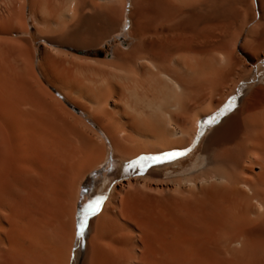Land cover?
<instances>
[{
	"label": "bare ground",
	"instance_id": "1",
	"mask_svg": "<svg viewBox=\"0 0 264 264\" xmlns=\"http://www.w3.org/2000/svg\"><path fill=\"white\" fill-rule=\"evenodd\" d=\"M27 14L43 75L112 99L98 122L124 164L192 147L234 97L196 167L111 183L73 264H264V0H0V264H69L79 183L104 155L34 86ZM126 20L133 40L107 60L52 47H94Z\"/></svg>",
	"mask_w": 264,
	"mask_h": 264
},
{
	"label": "rangeland",
	"instance_id": "2",
	"mask_svg": "<svg viewBox=\"0 0 264 264\" xmlns=\"http://www.w3.org/2000/svg\"><path fill=\"white\" fill-rule=\"evenodd\" d=\"M27 26L29 28L28 35L33 39L34 50H36V54L34 55L36 65L38 59L37 49L43 42V39L37 37V30L31 24L30 16L27 14ZM128 20L125 21L120 27V30L112 34L111 37L103 40L100 44L94 47H81L77 50L75 48L69 47L67 45H51L52 47L57 48V50H61L63 52H67L68 54H73V56H77L83 60H89L88 58L94 59H104L107 60L112 57L113 48L116 46L129 47L132 42V38L127 35V27ZM260 53V51H259ZM261 62H264L261 61ZM93 67V65H92ZM37 69V71H36ZM36 65L34 67V83L33 85L37 90L44 93L46 97L49 96L51 103L49 104L48 109L54 112L57 117H59L60 122L65 125V127L80 130L84 134H88L93 137L96 143L98 142V146L102 150L103 159L102 162L95 163L92 167L90 166L87 171L83 174L82 179L79 183L78 187V198L75 209V220L81 205L82 201H86L90 197H94L96 195H103L104 199L106 197L109 186L114 181L125 177L126 175H138V169H129L127 173L124 171V163L119 158L113 155L112 147L110 140L108 139L106 133L98 122V118L104 117L106 119L111 117V108L110 102L112 99L110 97L105 98L104 96H99L98 98L87 97L83 94H79V92H70L67 88L58 87L50 77H46L43 75L42 71ZM41 72V73H39ZM50 79V80H49ZM252 82H255V77H252ZM37 80V81H36ZM263 83V80H262ZM41 86V87H40ZM34 87V88H35ZM245 86L243 85L242 88ZM39 88V89H38ZM68 92H67V91ZM239 90H237L236 94H238ZM47 94V95H46ZM104 97V98H103ZM48 98V99H49ZM109 98V99H108ZM105 99V100H104ZM105 101V102H103ZM53 102V103H52ZM103 103V104H102ZM92 105H104L102 106V113L96 108L92 107ZM86 107V108H85ZM94 108V109H93ZM104 108V109H103ZM55 109V110H54ZM95 111V115H94ZM97 111L99 112L98 114ZM110 114V115H109ZM101 115V116H100ZM107 115V116H106ZM96 116V118H94ZM110 116V117H109ZM111 119V118H110ZM109 119V120H110ZM108 121V120H107ZM108 121L109 126L111 125ZM207 127L203 128L202 135L198 137V141L195 144L188 148V151L185 155L179 157V163H171V161H166L162 165V174L158 177L161 179H166L168 175L180 174L182 172H187L192 168L196 167L198 161H202V143L203 137L206 133ZM90 133V134H89ZM174 161V160H172ZM257 168H255L256 170ZM131 170V171H130ZM104 201V200H103ZM76 224V222H75ZM84 234V233H83ZM82 237L79 241H77L75 237V242L73 247L71 248V253L69 257V264H73L79 248V244ZM71 259V260H70Z\"/></svg>",
	"mask_w": 264,
	"mask_h": 264
},
{
	"label": "snow or ice",
	"instance_id": "3",
	"mask_svg": "<svg viewBox=\"0 0 264 264\" xmlns=\"http://www.w3.org/2000/svg\"><path fill=\"white\" fill-rule=\"evenodd\" d=\"M234 107V97H231L214 113L208 115L206 118L197 121V128L195 137L198 138L202 135L203 128L205 126H211L217 123L218 119L222 117L226 112L230 111ZM188 149L180 151H167L156 155H141L124 165V171L127 173L129 169H138L137 174L143 175L144 172L152 165L164 163L166 161H172L186 154ZM104 200V196L96 195L88 198L86 201H82L79 207L76 224H75V237L77 241L82 237L87 222L90 217L96 215L100 211V206Z\"/></svg>",
	"mask_w": 264,
	"mask_h": 264
}]
</instances>
